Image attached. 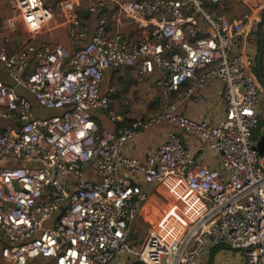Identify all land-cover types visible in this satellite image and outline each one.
Masks as SVG:
<instances>
[{
    "label": "built area",
    "instance_id": "obj_1",
    "mask_svg": "<svg viewBox=\"0 0 264 264\" xmlns=\"http://www.w3.org/2000/svg\"><path fill=\"white\" fill-rule=\"evenodd\" d=\"M236 1L244 11L233 17L231 0H0L5 263L207 264L222 248L238 252L243 264H264V141L254 142L262 86L257 50L248 43L263 23L264 0ZM85 13L97 18L91 37ZM124 20L140 27L135 42L124 40ZM54 25L81 42L74 54L36 45ZM114 67L157 75L165 105L128 127L101 131L97 111L114 123L126 118L101 93ZM214 81L225 93L222 119L178 113L186 98ZM31 100L58 113L42 116ZM159 125L200 142L192 149L171 133L144 162L125 155L141 130ZM208 151L218 158L216 168L202 161ZM141 183L168 204L145 240L130 243L149 200Z\"/></svg>",
    "mask_w": 264,
    "mask_h": 264
},
{
    "label": "crops",
    "instance_id": "obj_2",
    "mask_svg": "<svg viewBox=\"0 0 264 264\" xmlns=\"http://www.w3.org/2000/svg\"><path fill=\"white\" fill-rule=\"evenodd\" d=\"M105 14L115 25L113 12L109 10L105 12ZM241 14L235 16H240ZM61 18L62 16L60 13L55 14V21L58 22ZM85 18V26L89 37H91L95 32L97 18L96 16L87 13H85ZM122 23L120 29L124 40L135 42L139 37L140 27L134 25L130 20H124ZM47 31L48 33L45 35L41 34L37 38V46H61L66 48L72 54H74L76 49L81 46V42L71 40L68 37L66 27L58 28L54 25V27L52 26L47 29ZM66 68H69V66L67 65ZM157 78V75L141 76L136 70L121 67H114L108 70L106 72L105 81L101 86V93L109 97L110 107L116 111H124L126 118L123 123H114L103 112L97 111L94 114L93 119L98 124L100 130L115 132L119 129L130 126L136 120L146 119L160 112L164 108L165 101L162 97V89L156 86ZM173 97H177V94H174ZM31 103L38 114L42 116H51L58 113L47 112L40 109L33 100H31ZM178 113L192 120L208 119L211 122H216L222 119L226 114L225 93L222 83L214 81L206 88L193 93L182 102L181 106L178 108ZM256 131L257 129L255 132ZM171 133L180 135V137L186 142L187 146H190L192 149V145L200 142V140L195 137L184 135L182 131L175 126L159 125L146 130H141L138 137L125 146L124 153L130 158L144 162L146 157L152 151L156 150L166 142ZM202 161L209 168H216L218 166L217 156L210 151L205 153ZM141 185L151 199L150 195L154 190L146 187L143 183H141ZM6 244L7 241L0 233V252ZM227 251L229 250L221 249V251L215 255L213 264H243L242 258L238 252L236 255L232 256L231 254H227ZM211 257L212 254L208 260L205 261L207 264L211 263ZM117 261L115 264H118Z\"/></svg>",
    "mask_w": 264,
    "mask_h": 264
},
{
    "label": "rangeland",
    "instance_id": "obj_3",
    "mask_svg": "<svg viewBox=\"0 0 264 264\" xmlns=\"http://www.w3.org/2000/svg\"><path fill=\"white\" fill-rule=\"evenodd\" d=\"M1 8H3V5H0V9ZM228 9H229L228 12L230 16L239 15L243 13L244 11L242 6L236 0H231V2H228ZM6 10H7L8 15H10V9L6 8ZM46 33H48L47 29L42 34L45 35ZM17 37H23L25 39L26 34L23 32H20L18 33ZM260 37L261 35H259V32H258L255 38L253 37L252 39L248 40V43L253 45L256 48L257 56L259 54ZM260 119L264 121V87H262V99H261V104H260ZM263 141H264V126L261 129L257 130L254 134L255 143L261 144ZM160 193L165 198L170 199V196L164 190H160ZM150 196H151V199L149 198L144 208L142 217L139 219V221L134 223L131 228L130 243H140L141 241L145 240L151 227L160 221L163 210L167 208L168 202H166L161 195L157 194L155 190ZM226 253L234 256L236 255L237 252L229 250ZM117 262L118 264H135L129 258H121ZM0 264H7V263H5L3 260L0 259Z\"/></svg>",
    "mask_w": 264,
    "mask_h": 264
},
{
    "label": "water",
    "instance_id": "obj_4",
    "mask_svg": "<svg viewBox=\"0 0 264 264\" xmlns=\"http://www.w3.org/2000/svg\"><path fill=\"white\" fill-rule=\"evenodd\" d=\"M5 14L1 16V18H4ZM258 66L260 71V77L262 78L264 82V25L261 30V37H260V49L258 54ZM31 264H39L37 260L33 261Z\"/></svg>",
    "mask_w": 264,
    "mask_h": 264
},
{
    "label": "trees",
    "instance_id": "obj_5",
    "mask_svg": "<svg viewBox=\"0 0 264 264\" xmlns=\"http://www.w3.org/2000/svg\"><path fill=\"white\" fill-rule=\"evenodd\" d=\"M263 25H264V20H263V23L261 24V27H260V30H259V35H261V30H262ZM259 49H260V39H259ZM255 73H256V75L258 76V79H259V81H260L262 87H264V82H263L262 78L260 77V71H259V66H258V56H257V67H256V69H255ZM263 126H264V121H262V120L260 119V122H259V125H258L257 130L261 129ZM254 134H255V131H254ZM221 249H222V248H217L216 250H214V252L212 253L211 263H210V264H213V259H214L215 255H216L219 251H221Z\"/></svg>",
    "mask_w": 264,
    "mask_h": 264
}]
</instances>
